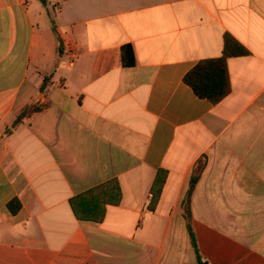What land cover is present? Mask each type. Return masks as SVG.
Listing matches in <instances>:
<instances>
[{
  "label": "crops",
  "instance_id": "1",
  "mask_svg": "<svg viewBox=\"0 0 264 264\" xmlns=\"http://www.w3.org/2000/svg\"><path fill=\"white\" fill-rule=\"evenodd\" d=\"M226 36L247 54L212 104L183 79ZM0 264H264V0H0Z\"/></svg>",
  "mask_w": 264,
  "mask_h": 264
},
{
  "label": "trees",
  "instance_id": "2",
  "mask_svg": "<svg viewBox=\"0 0 264 264\" xmlns=\"http://www.w3.org/2000/svg\"><path fill=\"white\" fill-rule=\"evenodd\" d=\"M58 50L61 52V41L59 39ZM245 54H247V51L238 42H236L232 37L226 36L222 56L199 62L184 76L183 81L192 89L198 98L205 99L212 104H216L226 97L230 90L226 64L227 58ZM122 60L125 65H132V52L128 46L123 47L122 49ZM45 85L46 82L43 87H45ZM25 115L26 112H22L18 115L11 129H15L21 123L22 118ZM203 168L204 164L200 163V165L193 171L189 180L188 190L183 201L187 221L190 220L189 205L191 195ZM165 178L166 175L163 171H159L155 176L150 190V210H153L158 202ZM120 200V187L117 180L113 179L74 197L70 200V205L77 220L81 222L100 223L103 220L106 206H117L119 205ZM14 202L9 205V208L12 211H15V208L13 207ZM188 231L192 244L195 247V238L189 225Z\"/></svg>",
  "mask_w": 264,
  "mask_h": 264
}]
</instances>
